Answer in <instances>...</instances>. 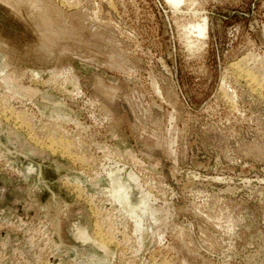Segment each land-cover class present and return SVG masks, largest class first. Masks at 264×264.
<instances>
[{
  "label": "rangeland",
  "instance_id": "obj_1",
  "mask_svg": "<svg viewBox=\"0 0 264 264\" xmlns=\"http://www.w3.org/2000/svg\"><path fill=\"white\" fill-rule=\"evenodd\" d=\"M52 259L264 264V0H0V264Z\"/></svg>",
  "mask_w": 264,
  "mask_h": 264
},
{
  "label": "water",
  "instance_id": "obj_2",
  "mask_svg": "<svg viewBox=\"0 0 264 264\" xmlns=\"http://www.w3.org/2000/svg\"><path fill=\"white\" fill-rule=\"evenodd\" d=\"M122 172L118 171L110 176L109 180L113 183L116 189L120 191H126L127 203L135 204L137 203L136 191L132 189L131 184L126 180V178L121 176ZM52 264H56V260L52 259Z\"/></svg>",
  "mask_w": 264,
  "mask_h": 264
},
{
  "label": "bare ground",
  "instance_id": "obj_3",
  "mask_svg": "<svg viewBox=\"0 0 264 264\" xmlns=\"http://www.w3.org/2000/svg\"><path fill=\"white\" fill-rule=\"evenodd\" d=\"M173 1H174V0H173ZM175 1H176V0H175ZM197 31H198V33L201 34V35H203V34L205 33V24H204L203 22H202V24H199V25L197 26ZM19 124H20V123H19ZM30 135H31V134H30ZM51 148H52V147H51ZM76 157H78V156H76ZM129 177H130V176H129ZM129 177H128V178H129ZM118 197H120V195H119ZM123 197H125V199L127 198V194H126V192L123 194ZM123 197H122V198H123ZM123 199H124V198H123ZM125 199H124V201H125ZM138 200H139V198H138ZM141 200H142V199H141ZM137 202H138V201H137ZM143 202H144V201H143ZM116 206H117V205H116ZM142 206H143V205H142ZM95 208H96V207H95ZM116 209H117V208H116ZM132 212H133V211H132ZM133 213H134V212H133ZM95 223H96V222H95ZM97 230H98V229H97ZM100 231H101V230H100ZM96 234L98 235V237H99V239H100V240H99V239H98V240L101 241L102 243L104 242L103 244L109 242L108 239L105 238L106 236H105V237L102 236L103 234L101 235V234H99V233H97V232H96ZM86 236H87V235H86ZM86 236H85V234L83 235V240L86 239ZM87 237H88V236H87ZM96 246H97V247H100V248H102V249H104V248H105V249H108V248H106V247H102V246H100L99 244L96 245ZM105 251H106V250H105ZM103 252H104V250H103ZM57 264H58V263H57Z\"/></svg>",
  "mask_w": 264,
  "mask_h": 264
}]
</instances>
